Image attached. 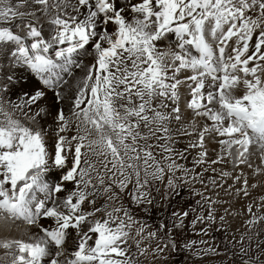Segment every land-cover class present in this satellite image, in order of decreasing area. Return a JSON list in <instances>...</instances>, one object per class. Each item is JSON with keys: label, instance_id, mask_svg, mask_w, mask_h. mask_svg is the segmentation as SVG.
<instances>
[{"label": "snow or ice", "instance_id": "snow-or-ice-1", "mask_svg": "<svg viewBox=\"0 0 264 264\" xmlns=\"http://www.w3.org/2000/svg\"><path fill=\"white\" fill-rule=\"evenodd\" d=\"M0 60V220L34 229L0 241L9 264H140L149 225L122 194L163 213L154 255L177 251L196 209L169 213L171 199L264 151V0H0Z\"/></svg>", "mask_w": 264, "mask_h": 264}, {"label": "rangeland", "instance_id": "rangeland-1", "mask_svg": "<svg viewBox=\"0 0 264 264\" xmlns=\"http://www.w3.org/2000/svg\"><path fill=\"white\" fill-rule=\"evenodd\" d=\"M15 74L18 77H23L21 83L16 85V90H27L29 83H31L30 80H32L29 73L17 71ZM24 81H27V83ZM32 81L35 82L34 80ZM12 97L15 96H11V99L15 101ZM183 103L182 99V109ZM5 109L11 111L7 103L5 104ZM75 134L74 130L67 133V135ZM185 139L183 142L187 144L188 138ZM209 142L215 144L213 141ZM209 142L206 144L207 148L209 147ZM181 144L178 147H181ZM258 150L260 149L258 148ZM196 151L193 150L191 155L195 156ZM214 155L217 156L214 152L210 153L209 159H215ZM157 159H160L158 153ZM177 162L187 163L179 160ZM231 163L233 164L234 160L229 157L226 163L211 166L215 167V172L209 171L208 174L206 173L209 177H215L218 182L220 180L225 182L220 183V187L209 184L206 188L205 185L197 182L184 187L180 190V196L171 199L168 207L169 213L175 210L183 212L191 208L196 209L195 212L190 211L189 216L185 220V227L177 235L179 243L177 251L168 249L163 253L154 255L157 243H162V241L147 239V231L155 230V224L158 223V218L163 213L156 211L154 207L151 211H144L136 205L130 204L128 196L122 194V200L118 201L116 206L123 202L124 206L127 205L126 208H130L135 214L137 220L149 225L144 234L145 238L141 242V247L147 249V253L145 256L139 257L140 264H242V259L248 260L249 256L255 257L264 253V181L254 185L247 182V195H245L244 191H242L245 188L244 182L240 179H234L237 175H233V177L232 172L234 171L235 173L240 167L244 166L248 169L249 164H240V167L239 164H235L237 167L231 165L233 168L231 169ZM225 164L230 167L228 166L225 169ZM222 172L230 173V176L222 177ZM181 175V172H177V176ZM166 183L167 177H165L163 182L154 184V188H158L159 191L154 190L152 194L157 197L161 205L164 204L163 197L166 193ZM197 192L214 202L211 204V209H209V204L201 199V195L196 194ZM197 201H200V204H197ZM249 207H251V212H249ZM209 210L213 212L214 222L211 224L197 223L194 226L192 225V221L196 216L201 214L207 216ZM253 220H255L254 223H249V221ZM201 229H206L207 235L202 234ZM16 230L18 231L19 227ZM9 239L13 240L11 237ZM193 241L195 243L191 244ZM201 241H204V243H201ZM185 244H191V247L184 248ZM209 249H215V251H210ZM242 252H246L249 255H242ZM1 261L4 264V257Z\"/></svg>", "mask_w": 264, "mask_h": 264}, {"label": "bare ground", "instance_id": "bare-ground-1", "mask_svg": "<svg viewBox=\"0 0 264 264\" xmlns=\"http://www.w3.org/2000/svg\"><path fill=\"white\" fill-rule=\"evenodd\" d=\"M30 81H31V83H29L27 90H31V88L35 84V82H33L32 80H30ZM12 98H14V100H16V97H12ZM183 108H184V103H183ZM183 143L181 144L182 145L181 147H184V144L185 143L184 144ZM207 149L209 150V152L211 154H212V152H214L215 154H217L218 151H219L218 146L215 145V144H212L210 142H209V147ZM263 154H264V151L258 150V147L257 146H252V148H251V155L249 156V159H248V162H247L251 166H249V168L247 169V168H245V166L244 167H240V164H239V167L240 168L235 173L233 171L232 172V176L233 175H235V176L237 175L238 177H240V180L241 181L244 182L245 180H247V182H249L250 184H253V185L256 184V183H259L260 184L262 181H264V155ZM214 157L216 158L215 155H214ZM187 163H190V161H187ZM231 165H234L235 167H237L235 165V163H233V164L231 163L230 166ZM228 166H229L228 164H225V169ZM231 169H233L232 166H231ZM206 177H209V176L206 175ZM218 183L220 184V183H225V182H222L220 180ZM17 227H19V230L18 231L16 230ZM20 230H22V231L20 232ZM31 231H34V229H32L30 226H28L27 224H25L22 221H17L15 224H12L10 222H4L3 220H0V241L10 240L9 237H11L13 239L26 238V233L31 232ZM7 252H8L7 249L0 248V261L4 257V264H9V259L10 258L6 256V253Z\"/></svg>", "mask_w": 264, "mask_h": 264}]
</instances>
